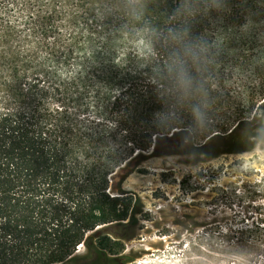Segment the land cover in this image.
<instances>
[{"label": "trees", "instance_id": "1", "mask_svg": "<svg viewBox=\"0 0 264 264\" xmlns=\"http://www.w3.org/2000/svg\"><path fill=\"white\" fill-rule=\"evenodd\" d=\"M178 3L0 0V264H125L136 211L121 185L135 161L264 140V10L247 33L240 10L193 25L222 40L205 75L207 116L193 128L159 40ZM154 112L168 119L153 125Z\"/></svg>", "mask_w": 264, "mask_h": 264}, {"label": "rangeland", "instance_id": "2", "mask_svg": "<svg viewBox=\"0 0 264 264\" xmlns=\"http://www.w3.org/2000/svg\"><path fill=\"white\" fill-rule=\"evenodd\" d=\"M241 78L253 81L249 71ZM256 110L264 117V104ZM138 162L121 185L136 211L125 264H264V140L242 152ZM128 170L114 173L112 193ZM84 252L82 244L77 253Z\"/></svg>", "mask_w": 264, "mask_h": 264}, {"label": "clouds", "instance_id": "3", "mask_svg": "<svg viewBox=\"0 0 264 264\" xmlns=\"http://www.w3.org/2000/svg\"><path fill=\"white\" fill-rule=\"evenodd\" d=\"M134 3V0H133ZM247 0H179L172 12L176 23L165 28L160 36L165 52L164 70L175 105L190 114L192 127H198L207 116L209 106L206 73L218 54L222 40H209L204 34H194L193 25L204 19L222 22L234 10H240L244 22L241 32L247 33L257 26V20L264 10V0H253L257 10L244 7ZM168 116L154 112L153 125H159Z\"/></svg>", "mask_w": 264, "mask_h": 264}, {"label": "flooded vegetation", "instance_id": "4", "mask_svg": "<svg viewBox=\"0 0 264 264\" xmlns=\"http://www.w3.org/2000/svg\"><path fill=\"white\" fill-rule=\"evenodd\" d=\"M130 237H131V236H130V233H129V235H128L125 239H128V238H130ZM128 259H130V258L128 257ZM128 259H127V260H128Z\"/></svg>", "mask_w": 264, "mask_h": 264}]
</instances>
